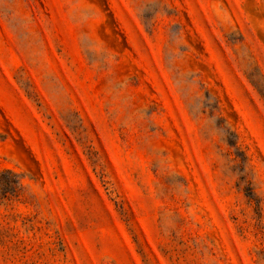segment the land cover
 Listing matches in <instances>:
<instances>
[{
	"label": "rangeland",
	"instance_id": "rangeland-1",
	"mask_svg": "<svg viewBox=\"0 0 264 264\" xmlns=\"http://www.w3.org/2000/svg\"><path fill=\"white\" fill-rule=\"evenodd\" d=\"M0 264H264V0H0Z\"/></svg>",
	"mask_w": 264,
	"mask_h": 264
},
{
	"label": "trees",
	"instance_id": "trees-1",
	"mask_svg": "<svg viewBox=\"0 0 264 264\" xmlns=\"http://www.w3.org/2000/svg\"><path fill=\"white\" fill-rule=\"evenodd\" d=\"M247 191V190H246ZM248 192V191H247Z\"/></svg>",
	"mask_w": 264,
	"mask_h": 264
}]
</instances>
